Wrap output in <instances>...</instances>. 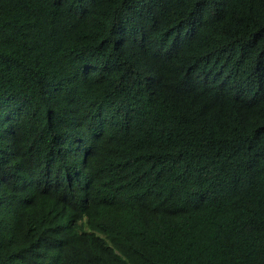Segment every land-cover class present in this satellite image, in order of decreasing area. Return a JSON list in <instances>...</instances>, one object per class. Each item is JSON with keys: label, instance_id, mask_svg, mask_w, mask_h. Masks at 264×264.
<instances>
[{"label": "trees", "instance_id": "trees-1", "mask_svg": "<svg viewBox=\"0 0 264 264\" xmlns=\"http://www.w3.org/2000/svg\"><path fill=\"white\" fill-rule=\"evenodd\" d=\"M0 264H264V0H0Z\"/></svg>", "mask_w": 264, "mask_h": 264}]
</instances>
